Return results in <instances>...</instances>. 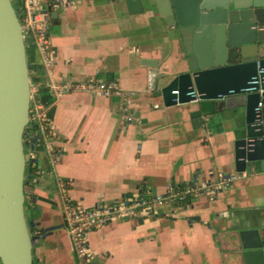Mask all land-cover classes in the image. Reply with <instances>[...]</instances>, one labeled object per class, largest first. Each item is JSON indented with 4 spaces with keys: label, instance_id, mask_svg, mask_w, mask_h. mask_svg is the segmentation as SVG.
Instances as JSON below:
<instances>
[{
    "label": "crops",
    "instance_id": "1",
    "mask_svg": "<svg viewBox=\"0 0 264 264\" xmlns=\"http://www.w3.org/2000/svg\"><path fill=\"white\" fill-rule=\"evenodd\" d=\"M143 3L139 15H130L123 0H82L58 11L47 30L52 68L28 38L32 97L52 126L58 152L52 162L44 147L36 149L34 183L26 191L30 222L42 232L34 237L33 264H78L66 227L67 204L111 205L147 190L153 196L177 194L171 184H214L236 173L234 139L244 108L227 110L223 101L203 100L165 107L161 97H153L184 74L188 62L179 29L148 0ZM90 78L116 81L136 121L122 120L116 95L55 97L49 89ZM208 196L199 193L183 206L156 205L143 217L94 230L88 235V247L98 255L94 264H242L233 253L237 233L264 231V172L257 164L226 191Z\"/></svg>",
    "mask_w": 264,
    "mask_h": 264
},
{
    "label": "water",
    "instance_id": "2",
    "mask_svg": "<svg viewBox=\"0 0 264 264\" xmlns=\"http://www.w3.org/2000/svg\"><path fill=\"white\" fill-rule=\"evenodd\" d=\"M130 15L145 12L143 0H123ZM15 0H0V264H33L31 225L25 212V131L32 99L30 66L22 19ZM150 8L179 29L188 69L153 93L165 107L192 101H223L227 110L244 108L235 131L236 173L264 172V100L252 84L264 72V0H148ZM44 20H54L57 12ZM143 63V62H142ZM155 69L156 62H147ZM264 76V74H263ZM153 72L149 89H156ZM177 91L178 94H174ZM264 96V94H263ZM234 257L264 264V231L237 233Z\"/></svg>",
    "mask_w": 264,
    "mask_h": 264
},
{
    "label": "built area",
    "instance_id": "3",
    "mask_svg": "<svg viewBox=\"0 0 264 264\" xmlns=\"http://www.w3.org/2000/svg\"><path fill=\"white\" fill-rule=\"evenodd\" d=\"M19 1L21 4V19L24 34L28 38L32 37L34 39L45 65L47 68H52L55 62L54 52L50 48L46 28L48 22L44 20L43 12H47L49 15L50 13L71 9L82 0ZM263 74V70H259L252 84L259 85L260 81H264ZM49 89L55 97H61L64 94L72 92L91 93L100 97L116 95L122 99L120 105L122 120L126 124H131L136 121L129 107L128 97L119 88L116 81L100 82L94 78H90L77 84H50ZM249 90H255L259 94L260 102L258 103V109L262 108L264 90L260 88L257 90L255 88ZM174 94H178V92L175 91ZM52 131V126L47 121L42 106L35 102L32 97L29 110V123L24 136V148L26 149L25 155L27 161L26 171L28 167L35 168V153L39 146L44 147L46 154L51 158L52 162L57 160L58 152L55 151L51 142ZM246 176V172L222 175L214 184L204 183L199 185L196 179L189 184H183L178 187L171 184L169 190H177V194L171 192L165 196H153L147 190L128 196L124 200L111 205L98 204L91 208H84L67 204L64 211L66 227L77 255L78 264H94V261L98 258V255L93 254L88 247V235L90 232L122 218L134 219L143 217L151 207L156 205L183 201L187 198L193 199L199 193L215 196L220 192L226 191L231 184ZM34 177L35 171L32 174H25V187H29L34 183ZM27 190L25 189V198ZM35 235L36 233L32 237L34 238Z\"/></svg>",
    "mask_w": 264,
    "mask_h": 264
},
{
    "label": "trees",
    "instance_id": "4",
    "mask_svg": "<svg viewBox=\"0 0 264 264\" xmlns=\"http://www.w3.org/2000/svg\"><path fill=\"white\" fill-rule=\"evenodd\" d=\"M15 9H16V11H17V14L21 17V8H20V1L19 0H15ZM46 28H47V30H48V24L46 25ZM25 133H26V131H25ZM27 133H28V131H27ZM33 171H35V168H31V167H28V169H27V171H26V173L28 174H32L31 172H33ZM187 203L189 204L190 202H189V198H187V199H185V200H183V201H181V202H177L176 204L177 205H179V206H183V205H187ZM34 233H37L38 235H40L42 232L41 231H36V229H35V226L34 225H32L31 224V234L33 235Z\"/></svg>",
    "mask_w": 264,
    "mask_h": 264
},
{
    "label": "rangeland",
    "instance_id": "5",
    "mask_svg": "<svg viewBox=\"0 0 264 264\" xmlns=\"http://www.w3.org/2000/svg\"><path fill=\"white\" fill-rule=\"evenodd\" d=\"M26 38V47L28 46V42H29V40H28V36H25ZM25 153H26V149H25ZM25 189L27 190V187H25ZM208 197H210V196H208ZM25 212H26V218H27V221H28V223L31 225V220H30V218H29V211H28V208H27V205L25 204ZM112 223V222H111ZM90 235L91 234H94V231H92V232H90L89 233ZM73 256H74V254H73Z\"/></svg>",
    "mask_w": 264,
    "mask_h": 264
}]
</instances>
